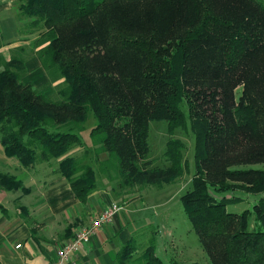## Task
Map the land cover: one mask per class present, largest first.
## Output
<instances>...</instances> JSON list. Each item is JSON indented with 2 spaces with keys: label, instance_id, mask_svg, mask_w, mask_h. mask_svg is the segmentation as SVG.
<instances>
[{
  "label": "trees",
  "instance_id": "16d2710c",
  "mask_svg": "<svg viewBox=\"0 0 264 264\" xmlns=\"http://www.w3.org/2000/svg\"><path fill=\"white\" fill-rule=\"evenodd\" d=\"M16 10L22 40L34 38L30 52L59 82L47 94L24 81L27 45L0 56L6 153L26 168L58 161L81 200L97 171L133 199L184 175L188 145L173 134L191 132L196 172L182 202L212 264H264V0H21ZM155 120L171 134L165 167L148 158ZM22 185L0 167L1 188ZM238 190L251 208L229 209L245 201ZM147 253L146 264H164L154 244Z\"/></svg>",
  "mask_w": 264,
  "mask_h": 264
},
{
  "label": "crops",
  "instance_id": "0c3cea01",
  "mask_svg": "<svg viewBox=\"0 0 264 264\" xmlns=\"http://www.w3.org/2000/svg\"><path fill=\"white\" fill-rule=\"evenodd\" d=\"M20 1L0 0V56L10 59L12 49L27 45L29 55L24 81L34 83L36 88L49 94L59 81L48 83L47 72L36 54L39 48L30 52L34 38L22 40L20 36L16 10ZM0 167L23 182L19 188L0 187V264L52 263L58 247L73 237L80 224H90L114 202L125 207L72 252L69 261L72 264H122L119 256L133 240L131 234L135 233L136 227L131 229L129 221L121 219L120 213L137 200L127 201L125 195L115 190V184L107 175L97 171V188L81 200L70 181L54 165L38 163L26 168L18 157L9 156L1 134ZM97 176L102 181L100 185Z\"/></svg>",
  "mask_w": 264,
  "mask_h": 264
},
{
  "label": "rangeland",
  "instance_id": "374dc122",
  "mask_svg": "<svg viewBox=\"0 0 264 264\" xmlns=\"http://www.w3.org/2000/svg\"><path fill=\"white\" fill-rule=\"evenodd\" d=\"M17 19L19 20L18 15ZM240 88L236 91L237 96ZM94 125L95 120L91 118L86 123L85 132H89ZM170 135L166 122L157 120L151 122L148 158L154 159L153 166L165 167L169 164L164 159V152ZM173 136L180 138L188 145L184 150V154L188 160V167L184 175L173 183L164 184L163 187L148 186L141 192L142 195L139 194L140 196L137 198L132 199L130 194L125 196L127 201H137L130 205L128 204L129 209L126 207L120 213L121 219L129 221L131 229L136 227L135 233L131 234L134 244L131 246L129 252L125 254L124 264H146L147 249L152 244H154L156 254L164 264H173L174 262L189 263L191 261L198 262L199 264H212L200 237L193 229L182 202V196L193 186L191 178L196 172L194 138L191 132L186 133L181 128L177 129ZM81 151L82 148L77 147L70 152L80 155ZM92 159H95V157L90 151L89 160L91 161ZM53 162V165L58 167V161L53 160ZM236 179L237 177L234 176L227 177L229 182H240ZM97 182L98 185L102 183L100 176H97ZM113 183L116 185V182ZM235 194H239L238 196L243 197L245 201L230 205V210L241 212L245 207H252L249 199L250 193L238 190L235 191ZM227 195L231 196V193ZM128 210L134 212L131 214ZM142 227H146V229H142Z\"/></svg>",
  "mask_w": 264,
  "mask_h": 264
},
{
  "label": "built area",
  "instance_id": "2783aa9c",
  "mask_svg": "<svg viewBox=\"0 0 264 264\" xmlns=\"http://www.w3.org/2000/svg\"><path fill=\"white\" fill-rule=\"evenodd\" d=\"M123 208L124 204L114 202L95 217L90 224H80L74 232L73 237L58 247L56 259L49 264H72L69 261L71 253L78 250L89 240L95 230L109 222Z\"/></svg>",
  "mask_w": 264,
  "mask_h": 264
}]
</instances>
